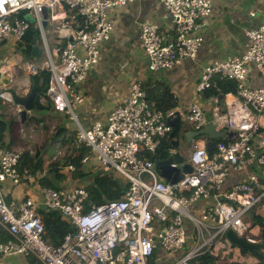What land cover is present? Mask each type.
Listing matches in <instances>:
<instances>
[{"label":"built area","instance_id":"1","mask_svg":"<svg viewBox=\"0 0 264 264\" xmlns=\"http://www.w3.org/2000/svg\"><path fill=\"white\" fill-rule=\"evenodd\" d=\"M132 1L0 0V46L9 42L13 47L26 44L33 26L44 41L48 26L42 24L44 7L47 24L51 20L55 33L67 38L53 54L44 41L46 57L42 62L17 59L14 66L27 74L18 70L14 78L0 82V103L15 108L9 89L24 96L32 84L31 77L40 69L48 70L44 94L76 124L77 137L72 145L89 148L90 154L81 163L94 158L101 172L116 174L125 182L120 199L100 204L90 199L84 183L58 189L41 187V203L48 210L58 211L76 228L59 244H52L45 236L38 200L32 196L16 201L5 198L3 183L13 187L36 185L38 177L19 168L20 152L5 147L0 132V226L9 234V239L0 243V254L31 256L41 264H149V260L164 264V259L184 250L170 264H190L205 252L231 246L226 236L231 230L239 238L258 244L259 254L264 255L263 225L254 219L264 216V85L252 87L248 83L252 66L264 76V14L257 26L246 31L245 51L204 66L197 83L199 91L210 88L216 76L236 83L235 92L225 94L222 107L213 111L210 119L215 131L234 135L217 140L211 154L206 150L207 135L192 138L182 150L171 145L168 155L179 153L192 171L180 181L164 185L152 170V161L141 152L155 153L172 126L162 111L151 107L140 80L131 82L124 103L115 106L105 122L95 120L84 128L73 111L84 100L78 86L98 62L100 44L110 37L113 25L108 10ZM158 1L169 14L173 34L166 37L154 22L140 23L139 33L148 67L154 72L195 58L203 40L195 31L212 10V0ZM60 8L67 10L71 19L80 17L77 29L56 22L60 20ZM2 65L0 76L5 72ZM25 76L26 82L20 80ZM174 114L167 112L168 116ZM184 120L193 131L202 130L208 122L196 103L185 106ZM249 166L259 173L250 169L245 179L223 189L233 168ZM65 168L70 173L75 171L70 164ZM208 199L211 202L207 206H198ZM247 213L253 219H245ZM185 221H189L191 231ZM157 250L163 253L156 258L153 255Z\"/></svg>","mask_w":264,"mask_h":264},{"label":"crops","instance_id":"2","mask_svg":"<svg viewBox=\"0 0 264 264\" xmlns=\"http://www.w3.org/2000/svg\"><path fill=\"white\" fill-rule=\"evenodd\" d=\"M251 12H254L255 16H251ZM57 13V17H60V20L56 22L59 24L65 23L71 30L77 29L80 26L81 19L79 16L75 15V18L71 19L69 12L62 8L58 9ZM263 14L264 0H212L211 13L206 18L200 20V25L195 31L196 34L203 38L195 58H185L171 68L154 72L149 69L147 55L140 46V23L154 22L159 26L160 32L166 37H170L173 33L167 10L158 0H133L132 2L108 10V16L113 25L110 37L100 44L98 62L88 70L85 81L78 86L84 98L82 103L75 105L73 108L78 123L82 127L88 128L95 120L105 122L109 112L115 106L124 103L129 86L134 80H140L142 82L151 107L154 110L162 111L165 115V119L168 117L167 112L170 111L180 115V130L193 131L189 126L184 128L181 127L185 106L190 103L198 104L202 108L206 118H208V122H210L212 112L222 107L223 99L218 98L220 94L215 97L205 93L207 89L203 91L197 89L201 70L204 66L214 61H220L230 56H240L246 49V31L257 26ZM47 25L43 35L44 41L53 54V51L58 46H61L67 38L59 37L55 33L54 24H51V20H49ZM33 29L37 28L33 26ZM34 40L35 42L33 43ZM44 41L39 30L38 33L33 34L29 38V42L33 45H37L40 50L39 56H33V59L22 58L21 54L17 53L16 46L13 47L11 42L2 44L0 46V66L5 60V63L2 65V69H4L5 72L3 75L1 74L0 82L5 81V79L14 78L18 70H22L23 73L27 74L25 69H19L17 66H14L16 60L19 58L23 61L42 62L46 54L44 53L42 56L40 45H42L44 52ZM11 50L12 52H10ZM8 53H13V55L7 59ZM20 80L26 82L27 76L20 78ZM212 82L211 87L215 84L214 79ZM248 83L252 87L264 85V76H262L254 66L251 67ZM234 92L235 90L233 93ZM225 94L223 95L225 96ZM46 98L47 97L43 96L41 100L43 104L41 110L50 109V107L46 106L44 103ZM5 108L6 110H11L14 115L17 111L10 103H1L0 120L5 121L7 124L1 136L3 145L9 149L21 150L19 151L20 155L23 152H28L37 157L41 152L43 153L42 147L43 143L46 142L47 134H45L41 144H37L34 150H31V148L28 147L30 144L22 140L21 137L25 130L28 131V129L32 127L37 118V112L27 113V119L22 121L19 115L11 116L8 114L7 116ZM59 112L61 116L63 112ZM60 116H56L57 119L52 128L59 121ZM26 122H28V124H26ZM67 124L66 126L69 130L76 131L75 123L71 124V127ZM173 128L174 127H172V130ZM176 137H179V133L176 135L174 134L173 139ZM206 137H208V135ZM216 141L217 140H215L214 143ZM179 148L182 150L181 144H179ZM144 153L146 152H141V155ZM89 154L90 153L87 155ZM168 156L167 153V157ZM48 166L49 164L46 166L44 163V171L34 174L38 177V184L36 185L21 184L20 186L13 187L9 182L3 183L2 186L6 200L16 201L27 196H32L40 202L38 211L42 216L40 211H47L48 209L41 203L42 196L40 188L44 186L39 180L44 174L46 176L47 173L53 175ZM99 168L94 158L89 160L87 164H82V170L84 172H90V174H95L96 172L101 173ZM250 169V166L241 169L233 168L223 185V189H227L234 183L245 179L251 170L259 173L255 168ZM59 172L62 174V178L58 179V188L64 187V185L71 186L79 183V180L73 176L74 171L70 173L66 170L65 166L61 167ZM114 176L117 175L114 174ZM48 178L53 182L52 178ZM119 178L122 179L121 177ZM88 183L85 184L87 185ZM122 195L123 191L121 197ZM210 202L211 200L208 199L200 202L198 206L205 207ZM247 215H250L249 218L252 217V214L247 213L245 215L246 219H248ZM260 218L264 219V216ZM62 219L64 218L62 217ZM65 221L68 222L67 220ZM189 226V221H185V227L191 231L192 228H189ZM72 232H74V229ZM45 236L50 243L55 245L59 244L57 238L51 237L47 232ZM8 239L9 234L0 226V243H4ZM183 252L184 250H180L173 253L167 257V259H164V264H170L173 260L180 257ZM162 253V250H157L155 252V257L157 258V256L162 255ZM253 254L254 261L251 263L258 262L257 264H264L263 255L259 257L255 252H253ZM230 262L234 264H250L248 261L239 263L226 258L221 261L222 264H228ZM152 263V260H149V264ZM0 264H38V262L31 256L22 254H0Z\"/></svg>","mask_w":264,"mask_h":264},{"label":"trees","instance_id":"3","mask_svg":"<svg viewBox=\"0 0 264 264\" xmlns=\"http://www.w3.org/2000/svg\"><path fill=\"white\" fill-rule=\"evenodd\" d=\"M22 17H24V15H22ZM36 33H38V30L33 29L32 27V29L28 33L26 44L20 45V46H25L23 51L26 54L24 56L26 59H33L32 56L33 44L29 42V38ZM48 79H49V71L46 69H40L36 75L31 77V81L36 83L38 88H40L41 92H45L48 84ZM214 83H215L214 86L208 88L205 91V93L217 97L221 93L225 94L227 92H233L236 89V83L234 81L221 79L218 76L214 78ZM47 100L51 108L53 104L49 99ZM0 107H1V103H0ZM53 108L54 110L59 111L54 106ZM68 122L70 124H73L70 115L67 112H63L56 125L52 128V130L49 133H47L46 142L43 143V147H42L43 153L41 152L37 157H35L34 154L23 152L20 156L19 168L20 169L26 168L33 174H36V172L42 173L44 171L43 155L51 148V146L54 143L58 141H62L63 143H70V145H72L77 137V131L69 130L66 126ZM0 124H1L0 132L2 136V132L5 130L7 124L3 120H0ZM180 129H181L180 126H178V127H174L172 131L176 135L179 133ZM170 146H171V140L165 137L161 140L160 145L155 153L151 154L146 152L142 156H144L145 158L151 161H154L155 159H164L167 157L168 148ZM88 153H89V148H87L85 145L74 144L70 146V150L64 158L56 159L52 161L51 163H49L48 168L50 172H52L57 179L62 178V174L59 172L60 168L69 164L75 167V171L73 174L74 178L78 180H82L84 176H91L92 179L86 185V188L88 190L90 199L96 204L103 203L104 201L119 199L121 197L123 189H125V182L119 177L114 176V174L112 173L96 172L95 174H90V172H84L82 170L81 160ZM39 181L43 186L52 187L54 189L58 188L57 185H54V183L45 174L44 176L40 177ZM40 212L42 214V220L44 222L46 232L51 237L57 238L58 242H60L61 239L64 237V235H66L68 232L73 231L74 228L68 222L62 219L58 211L41 210ZM249 216L250 215H247L248 218ZM250 219L251 218H249V220ZM254 219L263 225L262 233L264 236V219L258 216H256ZM258 255L259 257H261L260 255L263 254H258ZM153 256L155 257V252ZM220 259H221L220 253H217L215 251H210V252H205L202 255H199L194 260H192L190 264H219L221 263ZM34 260L37 261L38 264H41L37 259L34 258ZM228 264H234V263L230 262Z\"/></svg>","mask_w":264,"mask_h":264},{"label":"water","instance_id":"4","mask_svg":"<svg viewBox=\"0 0 264 264\" xmlns=\"http://www.w3.org/2000/svg\"><path fill=\"white\" fill-rule=\"evenodd\" d=\"M42 14L44 18L42 24L43 27H46L48 12L45 7L43 8ZM34 42L35 40L33 41V43ZM39 52L40 50L38 46L33 45L32 56L38 57ZM9 90L15 108L18 109V111L15 112V116L19 115V118L22 121H25L27 119V113L39 111L42 109L43 104L41 102L42 100L41 94L43 92L39 90L35 82H32L29 91L24 96H19L18 94H16L15 89L13 88ZM223 97H224L223 94H220L218 96L219 99H223ZM63 110H65V108ZM166 122L172 127H178L180 126V115L178 113H175L174 115H170L167 117ZM26 124H28V122H26ZM199 135H208L209 140L206 143V150L209 154H211V152L213 151V144L215 140L228 139L232 135H234V133L228 132L227 135L225 136L222 131H215L211 122H208L205 125V127L199 131L183 130V136L188 143L192 140V138ZM173 137H174V132L172 131L169 133L168 139L171 140V145H173L174 147H179L180 138L176 137L175 139H173ZM173 164H175V166H173ZM152 170L158 176L159 181L165 185L167 183L173 184L180 181L181 179H183L185 174L190 173L192 171V167L190 164L184 162L183 156H181L179 153H176L173 156H168L165 159H155L152 162ZM75 230L76 228H74V231ZM226 236L230 240L231 244L237 246L238 248L259 254L258 244H253L246 241L243 238H239L231 230L227 231Z\"/></svg>","mask_w":264,"mask_h":264},{"label":"rangeland","instance_id":"5","mask_svg":"<svg viewBox=\"0 0 264 264\" xmlns=\"http://www.w3.org/2000/svg\"><path fill=\"white\" fill-rule=\"evenodd\" d=\"M24 47L25 46L16 45V51L17 53L21 54L22 58L26 55L23 51ZM40 49H41L42 56H43L44 52H43L42 45H40ZM10 52H12V50ZM12 55L13 53H8L7 59L9 57H12ZM24 59L26 58L24 57ZM44 103L46 106L50 107V104L48 103L47 98L44 100ZM5 112L7 116L8 114L11 116L12 115L15 116L11 110H6V108H5ZM36 112H37L36 113L37 118L35 119L32 127H30L28 131L25 130L24 134L21 133L22 140H25L30 144L28 147L31 148V150L36 149L37 144H41L42 140L45 137V134L48 133V129H49V132L52 130V126L55 124V121L57 119L56 116L57 117L60 116V112L54 110L53 106H51L50 109L47 108L46 110H39ZM181 123H182L181 125L182 128L189 126L186 120L184 121L182 120ZM67 125L71 127V124L69 122ZM7 132H8V128H7ZM179 138H180V144L182 148H186L189 146L187 140L183 136L182 130L179 131ZM69 150H70V143H63L62 141H58L54 143L51 146V148L46 153H44L43 155L44 163L47 166L50 162L56 159L64 158L66 154L69 152ZM18 151H21V150H18ZM47 176L53 179L54 185L59 186V181L54 176V174L51 175L47 173ZM91 179H92L91 176H84L82 180H79V183L85 184L91 181ZM217 253H220L221 261H223L224 258L231 259V261L239 262V263H243L244 261H248L249 263H251L254 261V254L252 251L241 250L240 248H238L237 246L233 244H231V246L229 247L225 246V247L220 248Z\"/></svg>","mask_w":264,"mask_h":264},{"label":"flooded vegetation","instance_id":"6","mask_svg":"<svg viewBox=\"0 0 264 264\" xmlns=\"http://www.w3.org/2000/svg\"><path fill=\"white\" fill-rule=\"evenodd\" d=\"M43 94H44V93H42V94H41V95H42V99H43V96H45V97H46V95H45V94L43 95ZM188 144H189V143H188Z\"/></svg>","mask_w":264,"mask_h":264},{"label":"clouds","instance_id":"7","mask_svg":"<svg viewBox=\"0 0 264 264\" xmlns=\"http://www.w3.org/2000/svg\"><path fill=\"white\" fill-rule=\"evenodd\" d=\"M44 93V92H43ZM44 95V94H43ZM45 97V96H44ZM48 99V98H47Z\"/></svg>","mask_w":264,"mask_h":264}]
</instances>
